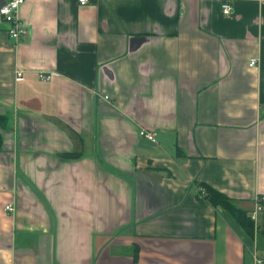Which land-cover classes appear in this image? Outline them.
Returning <instances> with one entry per match:
<instances>
[{
  "label": "crops",
  "instance_id": "1",
  "mask_svg": "<svg viewBox=\"0 0 264 264\" xmlns=\"http://www.w3.org/2000/svg\"><path fill=\"white\" fill-rule=\"evenodd\" d=\"M18 13L20 39L0 16V264L264 253V204L250 217L264 197V0H26Z\"/></svg>",
  "mask_w": 264,
  "mask_h": 264
},
{
  "label": "built area",
  "instance_id": "2",
  "mask_svg": "<svg viewBox=\"0 0 264 264\" xmlns=\"http://www.w3.org/2000/svg\"><path fill=\"white\" fill-rule=\"evenodd\" d=\"M26 0H7L2 6H0V16L7 22L11 24L10 26V34L15 39H20L26 36L27 34V27L24 22L21 20L19 16V8ZM82 4H84L87 0H79ZM231 6L227 3L223 4L222 11L224 14L231 13ZM256 63L255 58H251L249 61V65L253 66ZM40 78L43 80L50 79V74L40 73ZM104 99H109L108 95L103 96ZM140 136L152 141L156 142V138L151 131L147 129H141L139 131ZM204 195H206V191H201ZM264 204V197H256V208L250 213V217L254 219L258 211L262 210ZM5 209L8 211H12L14 209L12 204H6ZM252 264H264V253L260 256L253 255V262Z\"/></svg>",
  "mask_w": 264,
  "mask_h": 264
},
{
  "label": "trees",
  "instance_id": "3",
  "mask_svg": "<svg viewBox=\"0 0 264 264\" xmlns=\"http://www.w3.org/2000/svg\"><path fill=\"white\" fill-rule=\"evenodd\" d=\"M1 145H2V139L0 136V147ZM62 154L67 157L69 156L78 157L80 153L67 152V153H62ZM208 198L210 202H212V204L222 205L223 207L228 209L232 213V215L235 217V219L242 225L245 231L250 235L253 234L254 225H253V221L251 220V218L247 216L246 212L243 209L238 208L235 205H233L224 193H221L215 189L208 188ZM134 254H135L134 259H137V254H138L137 249H135Z\"/></svg>",
  "mask_w": 264,
  "mask_h": 264
}]
</instances>
